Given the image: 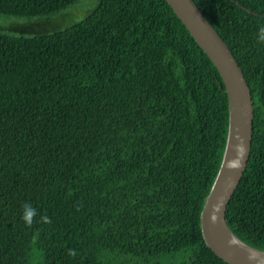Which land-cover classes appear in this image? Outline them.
<instances>
[{"label": "trees", "instance_id": "1", "mask_svg": "<svg viewBox=\"0 0 264 264\" xmlns=\"http://www.w3.org/2000/svg\"><path fill=\"white\" fill-rule=\"evenodd\" d=\"M194 1L252 92L251 155L226 220L264 251V0ZM1 15L34 22L11 32ZM0 16V264H228L200 219L228 96L167 1L0 0ZM24 202L52 223L27 227Z\"/></svg>", "mask_w": 264, "mask_h": 264}, {"label": "water", "instance_id": "2", "mask_svg": "<svg viewBox=\"0 0 264 264\" xmlns=\"http://www.w3.org/2000/svg\"><path fill=\"white\" fill-rule=\"evenodd\" d=\"M166 1L217 68L229 102V132L223 161L200 218L205 243L228 264H264V251L240 240L226 220L228 206L251 155L254 101L250 86L234 54L196 2Z\"/></svg>", "mask_w": 264, "mask_h": 264}, {"label": "clouds", "instance_id": "3", "mask_svg": "<svg viewBox=\"0 0 264 264\" xmlns=\"http://www.w3.org/2000/svg\"><path fill=\"white\" fill-rule=\"evenodd\" d=\"M257 43L264 44V25L258 27L257 34H256ZM79 210V209H77ZM40 217V222L44 224H51V218L45 213L41 214L39 210L34 207L30 202H24L22 205V213H21V220L27 227H32L33 224L36 222V217ZM215 219V217H213ZM67 255L70 257L75 258L78 253L75 249H68Z\"/></svg>", "mask_w": 264, "mask_h": 264}, {"label": "rangeland", "instance_id": "4", "mask_svg": "<svg viewBox=\"0 0 264 264\" xmlns=\"http://www.w3.org/2000/svg\"><path fill=\"white\" fill-rule=\"evenodd\" d=\"M97 1L98 0H84V4L86 5L87 8L90 9L97 3ZM84 14H85V11L76 10L75 17L77 19H79ZM2 17H3L2 18V24L5 27H7V29H8L7 31H11V32H15L16 29H22V28H24V26H26L30 23L33 24V22H34L33 20H30V19L27 20V19H22V18H17V17H12V19H5L4 16H2ZM67 25H70V20L67 23Z\"/></svg>", "mask_w": 264, "mask_h": 264}]
</instances>
